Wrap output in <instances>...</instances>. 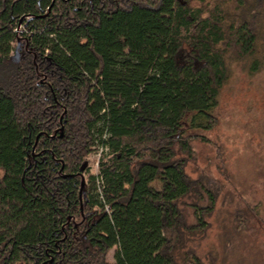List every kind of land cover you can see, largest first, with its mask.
Here are the masks:
<instances>
[{
  "label": "trees",
  "instance_id": "obj_1",
  "mask_svg": "<svg viewBox=\"0 0 264 264\" xmlns=\"http://www.w3.org/2000/svg\"><path fill=\"white\" fill-rule=\"evenodd\" d=\"M236 9L0 0V264H203L187 241L218 192L185 172L192 142L217 124L228 54L262 64L264 0Z\"/></svg>",
  "mask_w": 264,
  "mask_h": 264
},
{
  "label": "rangeland",
  "instance_id": "obj_2",
  "mask_svg": "<svg viewBox=\"0 0 264 264\" xmlns=\"http://www.w3.org/2000/svg\"><path fill=\"white\" fill-rule=\"evenodd\" d=\"M205 2L221 3L233 13L239 4L250 7L254 0ZM259 21L256 56L262 64L251 72L250 59L228 54L229 75L219 95L217 124L202 133L208 142H192L194 158L185 166L191 178L202 176L218 192L208 229L187 241L203 264H264V15ZM98 159V152L89 155L90 173L97 172ZM183 208L192 223L193 210ZM237 211L244 216L243 225L238 224ZM115 250L116 246L109 250V262L114 261Z\"/></svg>",
  "mask_w": 264,
  "mask_h": 264
},
{
  "label": "built area",
  "instance_id": "obj_3",
  "mask_svg": "<svg viewBox=\"0 0 264 264\" xmlns=\"http://www.w3.org/2000/svg\"><path fill=\"white\" fill-rule=\"evenodd\" d=\"M96 165H97V163H96Z\"/></svg>",
  "mask_w": 264,
  "mask_h": 264
}]
</instances>
